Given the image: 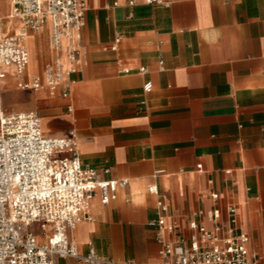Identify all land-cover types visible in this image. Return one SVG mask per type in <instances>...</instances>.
Masks as SVG:
<instances>
[{
  "label": "crops",
  "instance_id": "0c3cea01",
  "mask_svg": "<svg viewBox=\"0 0 264 264\" xmlns=\"http://www.w3.org/2000/svg\"><path fill=\"white\" fill-rule=\"evenodd\" d=\"M128 1L86 0L81 63L67 98L45 88L27 93L25 110L39 114L46 136L72 133L84 166L127 180L106 204L94 192L90 219L79 221L71 238L80 253L92 246L107 258L161 264L157 229L148 225L157 208L146 188L155 184L168 221L183 224L212 207L225 218L234 206L236 231L264 264V0ZM0 7L12 33L19 22L9 17L10 0ZM48 35L47 23L26 35L24 79H42L54 55ZM18 80L8 71L0 88L21 89ZM147 80L150 92L142 89Z\"/></svg>",
  "mask_w": 264,
  "mask_h": 264
},
{
  "label": "built area",
  "instance_id": "2783aa9c",
  "mask_svg": "<svg viewBox=\"0 0 264 264\" xmlns=\"http://www.w3.org/2000/svg\"><path fill=\"white\" fill-rule=\"evenodd\" d=\"M133 3L128 1L129 5ZM145 3L168 4L165 0ZM86 10V0H10L9 17L19 23L8 33L0 14V80L11 71L19 78L21 89L45 88L67 98L73 84L71 74L81 63ZM46 23L54 55L45 65L42 79L34 76L26 80L23 75L28 52L24 39L28 32H37ZM118 40L116 37L112 49ZM122 71L129 72L130 68ZM137 71L144 72L145 68L140 66ZM151 88V82L145 81L143 91L150 92ZM66 108L70 111L71 105ZM126 182L124 178H102L96 169L84 166L72 133L46 136L35 110L2 112L0 264H54L55 256L74 257L87 264H144L132 258L100 256L92 246L80 253L70 236L79 221L90 219L87 208L96 190L106 204L115 199L117 188ZM146 190L156 196L157 215L148 225L157 229L161 264H261L258 255L247 247L248 236L235 229L234 206L225 208V218L217 207L199 208L182 224L167 220L168 206L155 184ZM210 195L217 198L215 192ZM39 232L47 233L44 241L38 240ZM164 232L172 236L166 237Z\"/></svg>",
  "mask_w": 264,
  "mask_h": 264
},
{
  "label": "rangeland",
  "instance_id": "374dc122",
  "mask_svg": "<svg viewBox=\"0 0 264 264\" xmlns=\"http://www.w3.org/2000/svg\"><path fill=\"white\" fill-rule=\"evenodd\" d=\"M1 6L8 7V0H1ZM1 12V11H0ZM4 14V13H1ZM6 22V20H3ZM30 89L0 88V114L11 110H25L26 102L29 101Z\"/></svg>",
  "mask_w": 264,
  "mask_h": 264
},
{
  "label": "bare ground",
  "instance_id": "6f19581e",
  "mask_svg": "<svg viewBox=\"0 0 264 264\" xmlns=\"http://www.w3.org/2000/svg\"><path fill=\"white\" fill-rule=\"evenodd\" d=\"M0 11L2 12V8H1V7H0ZM1 12H0V13H1ZM26 66H27V65H26Z\"/></svg>",
  "mask_w": 264,
  "mask_h": 264
}]
</instances>
